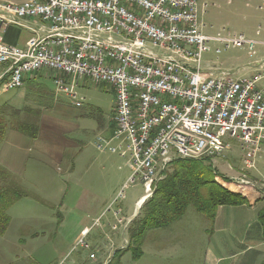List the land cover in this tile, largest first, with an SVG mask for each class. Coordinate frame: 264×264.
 Segmentation results:
<instances>
[{"label":"built area","instance_id":"2783aa9c","mask_svg":"<svg viewBox=\"0 0 264 264\" xmlns=\"http://www.w3.org/2000/svg\"><path fill=\"white\" fill-rule=\"evenodd\" d=\"M258 8L264 9V0ZM206 9L197 0L0 2L1 27L32 32L23 47L4 43L0 35L1 91L21 89L26 77L46 72L54 96L64 95L81 108L85 99L76 88L83 79L111 85L113 129L99 136L95 147L133 166L123 189L137 181L142 184L144 195L137 209L174 161L204 160L215 170L231 150L226 138L236 139L243 169L250 171L264 145V85L259 86L264 72L236 79L230 72L205 68L202 55L213 42L224 50L231 44H247L251 50L264 42L205 35L199 17ZM260 33L257 29L256 35ZM220 53L217 48L215 55ZM229 181L264 190V178L254 183L245 176ZM123 189L113 204L124 199ZM115 221L113 229H128L121 219ZM86 236L73 250L88 249ZM123 242L126 246L124 236ZM65 262L66 258L57 264Z\"/></svg>","mask_w":264,"mask_h":264},{"label":"rangeland","instance_id":"374dc122","mask_svg":"<svg viewBox=\"0 0 264 264\" xmlns=\"http://www.w3.org/2000/svg\"><path fill=\"white\" fill-rule=\"evenodd\" d=\"M197 1L207 5L205 13L199 17L205 35L209 37H218L219 35L222 38L243 36L246 40L264 42V9H258L261 2L258 7L253 5L246 9L238 0H234L233 3H231L233 0ZM15 29L16 34L20 33V29ZM257 29L261 31L259 35H256ZM21 33L22 39L28 34L26 30ZM217 48L221 49L219 55H215ZM202 61L205 68L210 66L217 70L230 72L236 79L253 78L264 72L262 65L264 45L257 44L250 50L247 44L242 47L231 44L228 49L224 50L222 45L213 42L210 44V51L202 55ZM3 69V66L0 67V74ZM46 77L49 78L48 73ZM263 85L264 80L259 83V86ZM23 89L25 90V101L21 100V105L17 106L16 102H20L18 97L24 93ZM76 91L79 97L85 99L81 108L74 107L64 95L55 97L51 80L36 81L35 78L33 83H26L23 88L6 93L1 91L0 85V110L2 111L5 107L6 111V107H8L10 110L20 111L19 120L9 116L10 112H5L6 119L10 124L2 144L12 135L21 139L20 142L14 143L17 149H20L18 156L23 154L25 160L27 155H32L27 147H31L33 140L23 137L16 131L15 127L19 123L27 124L29 129L37 128L35 139L44 134L49 137L51 132L59 130V125H65V129L68 131L66 136L77 143L75 146L77 149H82V153L74 161L77 163L78 170L71 178L65 174L66 167L72 161L76 151H69L68 155L64 156V160L54 163V171H50L46 167L34 170L33 166L29 164L28 179L22 186L34 197L22 198L8 210L11 220L6 232L0 235V264H57L64 258H66L65 264H103L109 254L107 251L106 253L91 245L92 243L88 242L87 237H84V241L88 245V249L76 247L73 250L77 241L85 233L91 232L89 236L91 237L98 230L101 231L105 228L109 222V215L105 214L106 216L98 218V224L93 221L90 230L84 231L69 247L64 227L67 225L66 220L69 217L70 229H76V224L83 216L80 215L82 214L80 211L76 210L79 196L106 195V198L109 199L115 187L118 188L121 184L123 173L127 176L131 175L133 166L131 164L125 166V160L108 152H99L95 147L97 138L101 135L107 136L113 129L112 118L115 106L113 87L109 84H96L85 78L80 82ZM24 109L25 112H23ZM14 143L9 145L10 149ZM224 143L228 144L231 150L217 161L215 170L210 168L212 177L233 180V178L245 176V180H249L251 183L264 178V145L263 152L255 162V168L245 171L236 139L226 138ZM206 164L210 165L209 162ZM102 166L105 170L101 169ZM41 177L43 178L39 180ZM15 181L20 183L16 178ZM33 182L37 183L31 184ZM245 187L263 196V189L250 185ZM142 195H144L143 186L137 181L123 189L124 200L117 199L114 208L123 202L122 206H125V209L129 207L128 212L131 213L135 201ZM67 208H70V213L66 212ZM192 208L190 207L188 211H193ZM113 223L115 224V221ZM124 238L127 245L125 246L123 242L124 249L120 247L116 250L105 264H143L145 262V259L137 262L133 256L134 251H126L131 245L128 231L125 232ZM90 254L95 255L94 260L89 259ZM195 260L197 259L193 261ZM169 261L175 262L173 259ZM169 261L166 264H170Z\"/></svg>","mask_w":264,"mask_h":264},{"label":"crops","instance_id":"0c3cea01","mask_svg":"<svg viewBox=\"0 0 264 264\" xmlns=\"http://www.w3.org/2000/svg\"><path fill=\"white\" fill-rule=\"evenodd\" d=\"M24 1L25 0H5L0 2L20 4ZM261 1L262 0H238L246 9L253 5L258 7ZM233 2L234 0L231 3ZM27 24L32 25V22ZM15 28L21 31L26 30L28 34L22 39L21 31L16 34L17 31ZM0 35L4 43L23 47L27 39L32 36V32L18 26L3 28L0 25ZM46 74V72H39L31 77L28 76L24 80V85L26 83H33L35 78L36 81L44 80L47 82L49 79H47ZM23 91L24 93L18 97V101L20 102H16L17 106L21 105V100L25 101V90L23 89ZM67 134L68 131H66L65 125H59V130L51 132V136L49 135L48 137L47 134H44L38 139H32L31 147L33 149H30V146L27 147L32 155H27L25 160L23 154L20 155V157L18 156L20 149H17L14 143L17 141L20 142L21 139L12 135L9 140H5V143L0 145V165L11 173L21 185H24L25 181L28 179L27 171L29 164L33 166L34 170L46 167L49 168L50 171H54V163L64 160V156L66 154L68 155L69 151H76L72 161H70V164L68 163V167H66L65 174L67 177L70 176L71 178L78 170L77 163L74 161L78 155L82 153V149H77V147H75L77 143L70 140V138L66 136ZM12 143H14V146L10 149L9 145ZM118 158L124 160V158ZM101 169L105 170L103 166ZM129 177L130 175L127 176L123 173L121 184H118V188L115 187L109 199L106 198V195L79 196L76 202V210L80 211L82 213L80 215L83 216H81L76 224V229H70L69 217L66 220L67 225L64 227V232L67 234L66 239L68 240V247L70 244H73L84 231L90 230L93 221L106 215L110 216L109 224L107 223L105 228L101 231L98 230V232L92 234L91 237H89L91 233L89 232L86 236L88 242H91V245L95 248L104 250V252L107 251L110 254H108L103 264L111 258V255H113L116 250L122 247L123 236L128 229L124 230L123 225H117L116 229H113V226L116 225L115 220L116 218L121 219L124 225L127 224L128 228L131 222L139 215L140 209H137L136 203L143 197L142 195L135 201L131 213L128 212L129 207L125 209V206H122L123 202L120 203L117 208H114V199L120 189L128 181ZM42 178L43 177L39 180ZM262 197L260 201L253 205L218 207L213 221L206 220L194 210L187 211L177 222L166 228L150 231L145 235L140 248L141 254L137 262L145 259L143 264H166L169 260L173 259L175 262L169 261L170 264H264V196ZM143 200L141 202H143ZM67 209L66 212L70 213V208ZM114 221L115 224L113 223ZM110 223H113V225H110ZM109 225L110 228L108 227ZM194 259L197 260L193 261Z\"/></svg>","mask_w":264,"mask_h":264},{"label":"trees","instance_id":"16d2710c","mask_svg":"<svg viewBox=\"0 0 264 264\" xmlns=\"http://www.w3.org/2000/svg\"><path fill=\"white\" fill-rule=\"evenodd\" d=\"M5 112H10L9 116L15 120H19L20 115V111L8 107L6 111L5 107L0 110V145L10 124ZM15 129L29 139H35L38 131L37 128L29 129L24 123H19ZM170 168L128 227L131 245L126 251H134V259L140 257V248L148 232L177 222L190 207L206 220L213 221L218 207L253 205L263 198L257 192L236 185L224 177H212V167L204 160H177ZM28 197L34 195L27 192L11 173L0 166V235L6 232L10 224L8 210L20 199Z\"/></svg>","mask_w":264,"mask_h":264},{"label":"bare ground","instance_id":"6f19581e","mask_svg":"<svg viewBox=\"0 0 264 264\" xmlns=\"http://www.w3.org/2000/svg\"><path fill=\"white\" fill-rule=\"evenodd\" d=\"M11 90H4V92H9ZM154 191H150V197L153 195ZM146 200L144 199L143 202H141L140 206L143 205V203L145 202Z\"/></svg>","mask_w":264,"mask_h":264}]
</instances>
